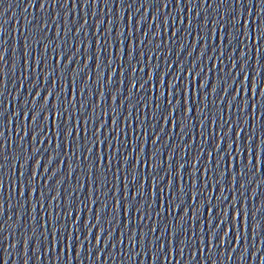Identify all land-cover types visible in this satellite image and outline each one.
I'll return each instance as SVG.
<instances>
[{"label": "snow or ice", "instance_id": "obj_1", "mask_svg": "<svg viewBox=\"0 0 264 264\" xmlns=\"http://www.w3.org/2000/svg\"><path fill=\"white\" fill-rule=\"evenodd\" d=\"M157 35H159V33H157ZM223 39H224L225 42H230L231 37H226V38H223ZM117 42L120 45V48H119L120 53H124V49L122 47V43L123 42L120 41L119 39H118ZM46 48H47V43L45 44V49ZM100 55H101V50H100V47H99V41H97V47H96L97 68L100 67V62H99L100 61ZM109 55L111 56V45H109ZM126 55L128 57V61L131 63L132 57H133V47L131 45V34L129 35V47L127 49ZM57 57H58V62H59V59L61 58L59 52H57ZM68 59H70V57H68ZM111 62H112L111 59H109V63H111ZM135 70H136L135 69V66H133L132 71L135 72ZM101 75H102V73H101ZM245 78H247V77H245ZM152 80H153V74L151 72H149L148 73V82H149L150 89L153 87V85L151 84V81ZM72 83H73V85H75V79H73ZM109 83H111V75L109 77ZM158 83L160 85V87H159V96H160L161 99H163L165 97V95H166L165 88H164V85H165V74L164 73H161L160 74V76H159V82ZM136 86H137V82L135 80H130L129 81V89H128L129 98L131 97L132 89L135 88ZM139 86L141 88L144 87L143 83H141ZM169 87H171V85H169ZM255 90H256V83L254 81L253 84H252V91L255 92ZM80 91H81V94H82L83 93V88H81ZM62 92H63V86H61V93ZM116 92L117 93L119 92V87L116 88ZM37 95H39V93H37ZM52 95H53L52 92H49L47 95H45V97H44V103H45V105L47 104L49 97L52 96ZM184 95H185V101H187V98H188V85L186 86V88H184ZM75 96H76V91H75V87H74L73 88V92H72L70 98L67 101V104H74L75 103ZM169 96H170V94H169ZM102 97H103V92H101V98ZM115 99H116L115 96H113L112 97V100H113V103L114 104H115ZM129 108H131V105H129ZM46 111H47V109H45V112ZM65 111H67V107L65 108ZM72 111H73V116L71 117V119H72V121H73L74 124L75 123H78L75 120V109L73 108ZM184 111H185V113H187V112L190 111V109L188 108V104L186 102H185V105H184ZM171 114H172V106H171V104H169V112H168V115L171 116ZM25 116H27V113H25ZM53 116H54V120H53L54 128H58L59 121L61 119V113L56 110V106H54ZM31 119H32L33 123H35V121H36V115H33L31 117ZM65 119L67 120V119H69V117L65 116ZM90 119H91V117H89V120ZM44 121H45V123H47V121H48V115L47 114L44 116ZM116 122H117L116 121V115H115V112H113L112 119H111V124L113 126H115L116 125ZM80 123H83L85 125L84 132L87 135V124H88V121H80ZM104 127H105V120L103 118H101L99 124L97 125V129H96L97 137L99 136L100 129H102ZM72 135H73V128L71 126H66L65 129H64V139H65V147L66 148L68 146L69 137H71ZM121 135H123V133H121ZM225 135H226V133L221 132V136H225ZM237 136H239V132H237ZM101 144H104L106 148L112 147L111 145H108L107 144V140L106 139L104 141H101L98 138L97 141H96V145H97V149L98 150L101 147ZM220 145H221V140L218 137L217 138V141H216V148L217 149L220 148ZM227 148L228 149H231L232 148V144L231 143H228L227 144ZM258 149H259V146H258ZM143 150H144L143 149V143H141V148H140L141 153H143ZM87 151L90 153L91 152V148L89 147L87 149ZM257 157H258L257 158V166H259V163H260V161H259V151L257 153ZM102 159L103 158L99 155V151H98V154H97V163L98 164L101 163L102 162ZM125 159H127V157H125ZM169 159H170V157H169ZM196 160H199V156L196 157ZM107 161H108L109 164L112 162V156L111 155L108 156ZM37 163H39V161H37ZM141 166L142 167H147V165L144 164L143 162H141ZM230 166H231V161H230ZM91 167H92L91 164H89V169L90 170H91ZM152 167L154 169L155 168V165H152ZM182 167H183V164L182 163L177 165V169H180ZM205 171H207V169H205ZM133 174H134V178H135V166H133ZM35 175H36V169L34 167L33 170H32V176L35 177ZM222 175H223V171L221 170V176ZM99 179L101 180V182L103 181V172L102 171L99 174ZM156 186L157 185H156L155 181H153L152 189L149 192V197H148L149 198V201H151L152 198H153V196L155 195V188H156ZM143 187H144V178L141 177V185H140L141 190H143ZM168 187L169 188L171 187V181H169ZM33 191H34V189H32L31 187H29V195L30 196H31V194H32ZM164 191H167V190L165 189ZM90 195H91V193H90ZM125 196L127 197V187L126 186H125ZM195 196H196V194L193 193L192 198L194 199ZM180 198L183 199L182 194H181ZM90 203H91V201H90ZM131 206L133 208H135V205L134 204L131 205ZM129 207H130V202L126 199L125 200V204H124V211H125V218H126V220H127V214L129 212ZM139 207L140 208H143L144 207V204L142 202V198H141V203H140ZM200 207L203 208V202H201ZM118 209H119V202L117 201L115 210L118 211ZM102 210L103 209H101V211ZM136 210L138 211L139 209H136ZM184 211H185V213H187L188 210L187 209H184ZM207 211L209 213H211V211H212L211 204H209V206L207 208ZM197 214H199V209L197 210ZM237 215H238V213H236L234 211V213H233V223H235V219H236V216ZM97 220H99V214L97 215ZM209 220H211V216H209ZM225 235H227V232H225ZM97 241H99V237H97Z\"/></svg>", "mask_w": 264, "mask_h": 264}]
</instances>
